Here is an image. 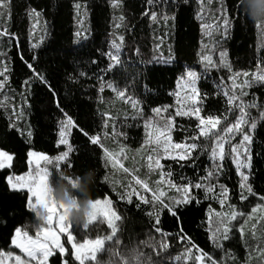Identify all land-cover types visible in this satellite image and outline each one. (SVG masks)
Returning a JSON list of instances; mask_svg holds the SVG:
<instances>
[{"label": "trees", "instance_id": "1", "mask_svg": "<svg viewBox=\"0 0 264 264\" xmlns=\"http://www.w3.org/2000/svg\"><path fill=\"white\" fill-rule=\"evenodd\" d=\"M114 2L11 0L10 13L3 10L0 28L11 35L0 34V72H4L0 76V82L4 83L0 90V148L10 152L14 159L12 168L0 169V252L10 248L15 227L27 226L30 234L36 232L31 227L33 213L26 207V190H10L6 177L27 169L29 149L45 152L50 159L67 150L65 145L58 147L60 122L66 119V113L77 126L71 128L68 136L74 149L70 154L73 167L69 169L62 163L61 170L68 174L95 170L92 197L108 194L113 208L122 217L116 222L120 243L115 239L105 241L97 259L106 260L112 249L121 252L135 245L143 256L150 258L149 264H201L195 258L202 252L215 264H264L258 251L264 247L261 243L264 241V211L253 212L257 205L264 204L259 199L264 196V119H261L260 108L249 110L257 122L249 183L258 195L245 191L248 198L241 199L240 177L230 160L217 173L218 179L214 177L209 181L206 176L213 161L208 153L197 151L193 153L197 157L194 164L181 162L184 164L181 166L171 160H161L165 165L163 170H171L173 184L203 182L202 187L191 189L189 195L195 197L193 202L180 206L179 220L162 210L157 225L155 214L148 215L159 210L155 201L144 203L137 195L132 196L131 204L126 202V197L121 199L123 194L133 190L149 201L157 189L163 190L168 203L183 195L176 188H170L166 181L159 183L160 169H149L147 157L155 158L156 144L150 145L147 141L148 124L158 122V118L161 122L174 121L171 136L176 143L191 142L190 137L197 135L196 115H176L175 110L177 80L186 68L196 70V88L199 94H207L202 101V118L226 115L228 121L235 120L239 112L234 114L230 110L232 105L223 94L229 89L236 96L246 92L242 97L245 103L255 99L257 104H264V84L242 88L245 77L241 76L234 87L231 79L236 71L255 72L264 59V27L258 28L245 12L234 10L235 19L226 39L214 28L210 29L212 35H207L201 25H215L221 6L232 10L237 0H203V5L199 0H189L188 4L183 0H168L155 8H149L146 0H119V6H114ZM76 4L81 7L77 9ZM201 7L203 12H200ZM152 10L162 12L163 16L158 15L153 21L144 15L145 11ZM201 15L203 19L199 18ZM77 32L81 35L77 36ZM121 36L122 42L119 41ZM114 40L121 44L120 63L110 68L113 62L107 54L115 51ZM217 41L227 49L231 73L225 67L206 69L201 59L210 56L214 63H219V53L215 50ZM34 43L40 46L34 49ZM34 55L36 60H33ZM29 63L47 78L55 90V98L47 86L35 79L27 66ZM26 80H31L29 86L25 85ZM108 84L113 87H107ZM117 88L126 90L128 96L139 102L138 106L133 108L127 98L119 97ZM199 94L195 107H201ZM57 101L63 112L57 107ZM155 109L167 111L157 114ZM21 111L23 115L19 116ZM107 117L111 119L105 128ZM219 127H223V123ZM93 135L100 136L99 144L90 142ZM239 139L237 136L233 143ZM196 142L208 143L204 138ZM105 149L113 153L123 149L120 159L129 172L124 173L118 166L106 162ZM46 166L56 173L54 159L53 164L46 163ZM134 178L145 181L149 189H142ZM209 186L214 191L207 192ZM221 186L228 189L224 204L220 203L224 199ZM228 205L246 216L231 222L230 238L222 242V247H217L212 239V230L219 219L216 214H227ZM102 219L98 217L88 229L72 225L74 240L80 242L110 235L111 229ZM147 240H152L153 246H148ZM70 252V247L63 257L56 252L49 258L50 264H62L64 258L70 259L71 264H79L70 257ZM85 264H96V261H85Z\"/></svg>", "mask_w": 264, "mask_h": 264}, {"label": "snow or ice", "instance_id": "2", "mask_svg": "<svg viewBox=\"0 0 264 264\" xmlns=\"http://www.w3.org/2000/svg\"><path fill=\"white\" fill-rule=\"evenodd\" d=\"M168 0H146L149 8L160 7L164 3H167ZM200 4L203 5V0H199ZM184 4H188L189 0H183ZM114 6H119V0H115ZM75 7L79 9L81 6L76 4ZM7 9L10 13L11 9V0H0V18L3 17V10ZM234 10L245 12V4L243 0H237V3L233 5V9L230 10L221 6L220 8V16L219 21L215 25H209L207 23L202 24L201 27L205 31V33L209 36L212 35V31L210 29H215V31H219L224 39H226L229 35L230 28L232 26L233 20L235 19ZM33 14L35 10H32ZM200 12H203V7L200 8ZM144 15L150 16V19L155 21L158 18V15L163 16V13H157L155 10L145 11ZM169 17H164V19H168ZM174 19L175 17H171ZM200 19H203V16H199ZM10 19V15H9ZM123 19V17H121ZM258 28H262L260 24H256ZM0 34L2 35H11L5 29L0 28ZM81 33L77 32V36H80ZM123 37H119V41H123ZM39 44H33L32 47L34 49L38 48ZM120 47L121 44L117 43L115 40L113 41L114 52L108 53V57L110 61L113 63L109 65V67H114L116 64L120 63ZM215 50H218L219 53V63L216 64L213 62L210 56H202L201 59L205 62V68L208 67H225L231 73L232 66L230 63H227L228 52L227 49L221 46V41H217L215 44ZM37 57L34 55L33 60H36ZM264 59L261 60L260 65L257 66V70L253 73H249L247 71H236L231 79L233 80V86L235 87V81L241 76L245 77L242 81L240 87L242 88H250L257 84H264ZM28 68L33 72L35 79L47 86L54 94L55 98V90L51 88L47 78L40 73L36 67L33 66L32 63H29ZM5 72L7 69L4 70ZM4 72H0V76H3ZM186 77L188 78V83L191 85V92L193 97L194 105L197 102L196 98L199 94V90L195 87L196 81L198 79L197 74L194 71L189 70L186 73ZM184 79V77H182ZM26 86L31 84V80H26ZM107 87L112 88V84H108ZM4 88V83L0 82V90ZM117 95L121 98H127L129 103L132 104L133 108L138 106V101L133 99L131 96H128L126 90L115 89ZM226 97H228V103L232 105L230 109L234 114L236 111L239 112V115L236 116L234 121H228L227 116L223 117H200V111L202 110V101L203 98L207 96L206 93L199 94V103L201 107L193 106L187 112H177L176 115H192L195 114L197 120L199 121L197 125V135L190 137L191 142H182V143H173L171 131L174 124V121L166 120L163 126L159 129H156L158 135L153 137L152 133H149L148 143H155L156 148L155 159L152 155L147 157L149 163L148 167L150 170L160 169L161 180L159 183H164L165 181L168 183L170 188H176L178 192H182L183 195L180 199H173L171 203L165 201L164 197L166 193L163 190L157 189L156 194H154L152 201L145 199L139 193H136L135 190L132 192L125 193L121 196V199L127 198V203H132V196L137 195L140 200L144 203H152L155 201L156 204H159V210H155L154 212H149L148 215L152 216L155 214L156 216V224L160 223L159 219V211L167 210L170 215L179 220V209L181 205H188L193 202L195 199L194 196L189 195L192 188H200L203 186V182L193 184L191 181H187L185 184L177 185L173 184L171 181L172 172L171 170L164 171L165 165L161 164L162 159H167L174 161L178 164L181 162L184 163H195L197 159L193 153L197 151H203L209 154L210 160L213 161V167H211L208 172L206 178L211 181L214 177L218 179L217 173L221 172L226 167V162L231 161L239 174L240 182L239 187L241 189V199L247 200V195H244L246 191L249 195L256 196L258 195L253 191L251 184L249 183V177L251 176L252 169V145L255 143V138L253 136V132L257 128L256 120L251 117L250 109L252 108H260L261 109V119H264V104H257L255 99L251 102H243L242 97L247 95L246 92H242L240 96H236L233 94L232 89L223 93ZM239 101V102H237ZM57 107L63 112V109L60 106V102L57 101ZM157 114L161 111H167V109H155ZM23 112L19 113V116H22ZM107 116V114H104ZM65 120L60 122L59 128V139H58V147L61 145L67 146V150L63 151L60 155L54 157L53 159L56 162V174L58 175L61 172V164L63 163L65 167L72 168L73 164L70 160V154L73 153V146L69 143L68 136L71 135V128L76 127L77 125L72 120L71 117H67L65 113ZM108 119L111 117H107L104 120L103 127L108 126ZM223 123V127H219ZM208 124L211 125V129H205L203 125ZM218 129V130H216ZM215 130V131H213ZM28 135L31 136V132H28ZM85 136H88V133H84ZM239 136L240 139L234 144L233 141L236 137ZM204 138L208 141L207 144L197 143L196 141ZM90 142L93 145L100 143V136L93 135L90 137ZM178 150V151H176ZM175 152V154H173ZM28 157L34 158V160H30V164H35V168L32 171H29L26 175H8L6 177V183L9 186L10 190L20 191L26 190V207L29 211H33L37 207H42L46 210L48 215L45 218V226L41 227L39 230L35 232V238L29 235L27 230V226L23 227H15L14 232L15 236L12 238L11 243L15 245V247L19 248L21 252L25 253L26 257L30 261H35L37 264H48L49 257H52L56 250L59 251L61 256L65 255V246L60 241L59 233L67 234V242L71 243L72 251L69 253L70 257H74L75 261H78L79 264H85V261H96L97 253L101 249L104 248L105 241H113L115 239L116 243H120L119 237L117 236L118 227L116 222L122 219L121 215L117 213V211L113 208V201L108 198L100 199L97 198L94 201V212L91 215V218L88 224L84 225V229H88L93 222L97 221L98 217H102V221H106L108 227L111 229V234L100 237L97 236L93 240H85L83 243L74 242V236L72 232L69 230L72 228V224L67 219L68 208H66L63 204H57L55 200H51L48 196V187L47 181L48 177L52 175V172L49 171L47 167H40V161H45L47 164H53V159H50L47 155L38 154L36 152H28ZM123 155V149H121L120 153L109 152L105 149V157L106 162L111 163L113 167H119L124 173H128L129 169L124 167V164L121 162L120 157ZM14 156L9 154L8 151L0 150V169H9L12 168V161ZM184 166V164H181ZM135 183L140 185L143 189L148 190L149 185L138 178H134ZM207 192L214 191L213 187L209 186L206 188ZM221 196L224 199L220 200L221 204L225 203V200L228 198V189L225 186H221ZM259 199L264 202V196H259ZM229 212L227 214L217 213V217H219L216 226L214 227L212 239L217 247H222V242L226 241L230 238L229 233L232 230V221H237L239 217L246 216L244 212L232 210V206L228 205ZM264 211V204L257 205L256 208L253 209V212L256 211ZM55 218L56 224L55 228H53V219ZM249 219L251 217H248ZM157 232L160 231L159 228L155 229ZM243 232V228L240 229ZM255 235V233H253ZM264 244V241L261 242ZM163 248H167V245H161ZM260 252V256L264 259V247L258 249ZM8 256L11 257V253H8ZM143 261H149V257L142 256ZM177 260L181 259V257H177ZM197 261H201V264H204V261H207L208 264H215L212 261V258L208 256L206 253H201L200 256L195 258ZM16 264H25V261L21 259L20 256H15ZM62 264H71L70 259H63Z\"/></svg>", "mask_w": 264, "mask_h": 264}, {"label": "clouds", "instance_id": "3", "mask_svg": "<svg viewBox=\"0 0 264 264\" xmlns=\"http://www.w3.org/2000/svg\"><path fill=\"white\" fill-rule=\"evenodd\" d=\"M243 2L248 19L254 24L264 27V0H243ZM95 178L96 173L93 169H89L83 174L61 172L57 175L52 173L48 177V196L57 204H63L68 208L67 219L72 225L83 227L88 224L94 212L95 199L92 197V186L95 183ZM32 213L34 222L31 227L34 230H39L45 226V218L48 213L42 207H37ZM145 243L148 246L154 244L152 240H147ZM142 256L143 254L133 245L126 251L110 250L108 258L106 260L97 259L96 264H141ZM143 264H149V261H143Z\"/></svg>", "mask_w": 264, "mask_h": 264}, {"label": "rangeland", "instance_id": "4", "mask_svg": "<svg viewBox=\"0 0 264 264\" xmlns=\"http://www.w3.org/2000/svg\"><path fill=\"white\" fill-rule=\"evenodd\" d=\"M189 70L194 71L196 73V70L195 69H193V68H186L179 75L178 80H177V91H176V101H177V103L176 104H178V105H175L176 112H182V111L183 112H187L194 105L193 97H192V92H191V85L188 83V78L186 77V73ZM182 77H184V79H182ZM195 87H196V84H195ZM157 121L158 122H156V123H151V121L149 122V124H148V137H149V133H152L153 137H155V135H158V132L156 131V129L161 128L163 126L164 122H161L160 118H158ZM210 126L211 125H208V124L203 125V127L205 129L210 128ZM172 142L173 143H176L174 141H172ZM149 144L151 145L152 143H149ZM0 150H4V149H1L0 148ZM4 151H6V150H4ZM30 151L36 152L38 154H44V155H47L48 157H50L47 153L42 152V151H37V150H34V149H29L28 152H30ZM176 151H178V150H176ZM9 154H11V153L9 152ZM173 154H175V152H173ZM30 160H34V158L27 157L28 167H27V169L24 172L17 173V174L10 173L8 175H26L29 171H32L35 168V164L34 163L33 164H30L29 163ZM39 163H40V167H47L45 161H40ZM159 179L161 180V177H159ZM99 198L100 199H104V198L111 199L108 194L105 195L104 197H99ZM95 199H97V198H95ZM55 224H56V221H55V218H54L53 219V228H55ZM29 235H31V236H33V238H35V234H30L29 233ZM14 236H15V232L13 233V235L11 237V241H12V238ZM59 236H60L61 243L64 244V246H65V254L68 251V247H70L71 248V251H72V245H71V243H68L67 242V234L66 233H59ZM100 237H104V236H100ZM95 238H93V239H95ZM93 239H85V240H93ZM85 240L80 241L78 243H83ZM11 241H10V248L9 249H3L0 252V264H16V262H15V256H20L21 259L25 261V264H37V262H35V261H30L26 257L25 253L21 252V250L19 248L15 247V245H13L11 243ZM74 242H76V241L74 240ZM9 252L11 253V257L8 256V253ZM56 252H59V251L56 250ZM48 264H50L49 259H48Z\"/></svg>", "mask_w": 264, "mask_h": 264}]
</instances>
